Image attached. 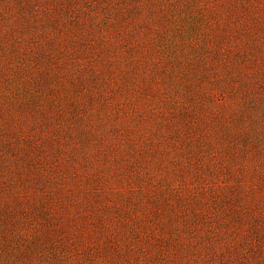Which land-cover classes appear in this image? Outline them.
<instances>
[{"label": "rangeland", "instance_id": "obj_1", "mask_svg": "<svg viewBox=\"0 0 264 264\" xmlns=\"http://www.w3.org/2000/svg\"><path fill=\"white\" fill-rule=\"evenodd\" d=\"M0 264H264V0H0Z\"/></svg>", "mask_w": 264, "mask_h": 264}]
</instances>
